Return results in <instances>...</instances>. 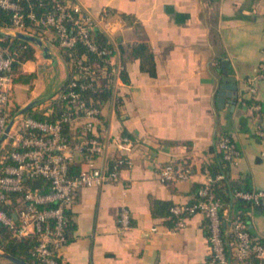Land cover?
Instances as JSON below:
<instances>
[{
	"label": "crops",
	"instance_id": "obj_1",
	"mask_svg": "<svg viewBox=\"0 0 264 264\" xmlns=\"http://www.w3.org/2000/svg\"><path fill=\"white\" fill-rule=\"evenodd\" d=\"M75 1L95 20L119 26L109 41L115 48L113 66L123 72L111 79L110 98L100 105L96 133L105 146L94 163L101 166L119 156L128 163L117 180L75 193L66 211L74 228L57 259L61 264H211L205 217L186 215L184 226L176 230L168 206L197 200L204 180L201 169L214 163L218 137L225 134L240 151L236 163L226 165L229 180L247 181L248 189L264 191V138L256 134L257 128L264 129V78L256 81L254 94L246 88V79L264 58V0ZM45 38L51 57L43 55V60L56 64L62 78L58 91L59 82L70 77L69 63L62 52V62H55L49 47L60 49L52 34ZM137 43L152 53L154 75L141 70L140 58L131 54ZM33 48L40 64L41 48ZM223 60L229 62L227 74L235 77L237 98L218 105ZM41 78L40 87L34 83L37 75L27 85L30 98L20 109L32 100L53 98L55 91L44 96ZM255 104L260 110L251 108ZM83 122L77 118L66 125L71 143L82 140ZM122 136L131 144L118 148L114 140ZM169 162L190 167V179L160 181L159 171ZM74 166L78 171L87 167L80 153H75ZM123 206L131 216L128 230L117 228ZM247 217L251 235L264 243V201ZM8 262L0 255V264ZM230 263L237 264L234 257Z\"/></svg>",
	"mask_w": 264,
	"mask_h": 264
},
{
	"label": "built area",
	"instance_id": "obj_2",
	"mask_svg": "<svg viewBox=\"0 0 264 264\" xmlns=\"http://www.w3.org/2000/svg\"><path fill=\"white\" fill-rule=\"evenodd\" d=\"M32 1L0 0V9L10 14V26L1 28L7 38L0 39V223L14 236L35 239L36 244L29 253L38 264H58L57 250L67 243L66 211L75 193L83 187H101L117 180L120 168L128 163L127 158L120 156L105 159L101 166L94 163L105 146L96 133L100 109L82 95L83 91L94 90L100 78L109 75L113 79L120 73V66H113L115 48L109 41L119 26L110 21L101 23L95 20L75 0H52L53 5L44 7L40 14L34 10ZM22 2H26L27 8ZM17 32L39 39L50 33L62 53L72 58L71 76L65 87L53 98L41 101L43 106L34 108V113L44 109V115H51L53 104L61 103L60 114L54 121L39 120L33 114L22 118L18 112L8 114L14 87L13 66L18 54L10 44ZM99 34L106 38L108 45L97 41ZM78 45L85 50L81 54L75 53ZM88 53L100 59L101 64L89 62ZM263 78L264 58L259 62L255 75L246 79L247 91L254 94L256 81ZM251 108L260 110L258 104ZM77 118L84 119L82 140L73 144L65 134V126ZM10 121L12 123L6 132ZM256 134L264 138V129L257 128ZM114 142L118 148L131 144L126 136ZM217 149L229 166L234 165L240 155L229 135L218 137ZM75 153H80L87 163V167L77 173L71 171ZM191 174L190 167L169 162L160 169L159 179L176 183L189 180ZM201 175L204 180L197 190V200L189 205L169 208L170 214L176 218L174 228L177 230L184 226V216L201 213L207 221L211 264H231L221 237V225L227 223L234 236L232 256L237 264H264V243L251 235L241 213L231 212L213 191V184L221 180L223 174L211 175L208 168L203 167ZM38 179L48 184L46 191L31 185ZM233 197L248 201L253 210L263 203L264 191L237 190ZM11 205L15 207L12 215L6 210V206ZM130 227V212L123 206L118 212L117 228L128 230Z\"/></svg>",
	"mask_w": 264,
	"mask_h": 264
},
{
	"label": "trees",
	"instance_id": "obj_3",
	"mask_svg": "<svg viewBox=\"0 0 264 264\" xmlns=\"http://www.w3.org/2000/svg\"><path fill=\"white\" fill-rule=\"evenodd\" d=\"M33 8L40 14L44 7L50 8L53 3L52 0H34L32 1ZM23 6L27 8L26 2H22ZM9 12L0 9V28H6L10 26L9 21ZM3 34L0 33V39L5 40L7 37H2ZM96 39L103 45H108L106 38L102 35H97ZM57 43V40H55ZM5 43V41H4ZM34 43H30L29 41H25L18 38H13L10 46L15 48L18 52L17 54V62L14 64L13 69L15 72V76L13 78V85L24 84L30 85L32 80L36 77V73L34 72H23L19 70V66L29 60H34ZM85 50L82 46H77L75 53L81 54ZM131 54L140 58L141 60V70L147 72L149 75H154V63L152 59V53L148 51L146 44L137 43L133 45L131 48ZM66 58L70 57L69 55H65ZM89 62L96 64H101V60L94 57L92 54H89ZM19 70V71H18ZM123 69H121L120 73L122 74ZM71 76V71H70ZM70 78V77H69ZM69 78L64 83L63 87H61L58 91L63 89L66 83L69 81ZM111 79L112 76H105L104 78H100L97 86L94 90H86L82 92L83 97L86 101L91 102L96 105L100 109L101 103L108 100L111 95ZM50 92L47 90L45 93V97H50ZM62 104L54 103L53 111L51 115H44L42 112L34 113L33 116L39 120H48L54 121L60 114ZM19 108V107H18ZM66 129V126H65ZM226 135V134H225ZM228 165L222 158V154L218 152L216 160L213 164H208L204 167H207L211 175H215L217 173L223 174V178L219 181H216L213 184V191L215 195L219 198L221 203L224 206L228 207L229 210L233 213L240 212L241 217L247 222V228L249 232L251 229L248 224L247 213L251 209L250 203L240 198H234L233 194L237 190H250L247 186V181H242V183H236L234 181L229 180L228 178V169L226 167ZM71 171L73 173L78 172V168L75 166H71ZM31 185L33 187H39L40 191L44 192L48 189V184L40 179L32 181ZM170 206H168L169 209ZM6 210L9 214H13L15 212L14 205L6 206ZM207 222V221H206ZM205 222V223H206ZM207 224V223H206ZM207 227V226H206ZM74 228V224L72 221H67L66 224V234L72 231ZM251 233V232H250ZM206 234H208V228L206 229ZM221 237L224 242L225 253L229 262H232L233 256L231 253V243L234 240V236L232 231L229 229V225L227 223H222L221 225ZM260 239V238H259ZM68 240V237H67ZM261 240V239H260ZM262 241V240H261ZM263 242V241H262ZM36 244V241L32 237H17L12 234V232L0 223V250L6 254H9L13 257L21 259L30 264H38V261L29 253V250ZM58 260V259H57ZM8 264H13L8 262ZM58 264H61L58 260Z\"/></svg>",
	"mask_w": 264,
	"mask_h": 264
},
{
	"label": "rangeland",
	"instance_id": "obj_4",
	"mask_svg": "<svg viewBox=\"0 0 264 264\" xmlns=\"http://www.w3.org/2000/svg\"><path fill=\"white\" fill-rule=\"evenodd\" d=\"M2 37H4V35H2ZM43 39L46 40V38H43ZM49 49L52 53L53 59H55V62L56 61L62 62V56H61L63 54V53H61L62 51L56 50V47L54 44H51ZM39 51L40 52L38 55H39V59L41 61L40 64L37 61L29 60L24 65L21 64L19 66V70L20 71H22V70L35 71L36 75H37V79L34 82V83H36V87L41 86L40 78L42 77L41 79H42L43 86L45 87V89L48 90L49 92H52V91L57 92L55 86H57L58 81L61 80L62 78H60L59 77L60 75H58L56 72V70H57L56 64L53 62L48 64L49 63L48 60H43L42 49H39ZM60 53H61V55H60ZM67 60L69 63V70L71 71V60H72V58L68 57ZM54 81H56V83H54ZM59 84L61 85V86L59 85L60 88L63 87V85H64V83L62 84V82H59ZM29 98H30V91H29V87H27V85H20V84L15 85L12 89L11 101L9 102L8 114L13 115V114L17 113L18 110L20 109L18 107L22 106V104L25 103ZM40 103H41V101H39L38 103L33 105L26 113L21 115V118L34 114V108L37 107V105ZM8 121H9V119H8Z\"/></svg>",
	"mask_w": 264,
	"mask_h": 264
},
{
	"label": "water",
	"instance_id": "obj_5",
	"mask_svg": "<svg viewBox=\"0 0 264 264\" xmlns=\"http://www.w3.org/2000/svg\"><path fill=\"white\" fill-rule=\"evenodd\" d=\"M0 33L3 34V30L1 28H0ZM14 37L36 44L38 47H40L42 49V53H43L45 58L51 57L50 53H48V47L43 44V41L41 39H39L35 36L25 35V34L19 33V32L15 33ZM228 65H229V62L227 60H223L221 62V67H223V70H222L223 76L220 79L221 83L219 84V87H218L217 93H216V102L218 105L220 102L225 101L226 98L231 99L232 102L236 101V98H237V83H236L235 77L227 74ZM36 103H37L36 100L30 101L24 107L19 109L18 114L26 113ZM11 123H12V121H10V123L8 124V126L6 128V132L8 131ZM4 138H5V135L1 138V140ZM0 255L5 257V259H7L9 262H11L13 264H30V263H27L21 259L13 257L9 254H6L4 252L0 253Z\"/></svg>",
	"mask_w": 264,
	"mask_h": 264
}]
</instances>
